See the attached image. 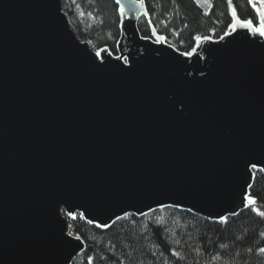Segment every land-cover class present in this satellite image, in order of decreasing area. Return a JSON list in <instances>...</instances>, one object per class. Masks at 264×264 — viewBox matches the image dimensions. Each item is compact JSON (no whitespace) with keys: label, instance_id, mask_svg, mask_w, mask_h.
<instances>
[{"label":"water","instance_id":"1","mask_svg":"<svg viewBox=\"0 0 264 264\" xmlns=\"http://www.w3.org/2000/svg\"><path fill=\"white\" fill-rule=\"evenodd\" d=\"M118 5L114 55L77 34L63 0H0V264H72L78 213L108 227L247 208L264 169V36L237 26L184 54L141 34L145 0Z\"/></svg>","mask_w":264,"mask_h":264},{"label":"trees","instance_id":"2","mask_svg":"<svg viewBox=\"0 0 264 264\" xmlns=\"http://www.w3.org/2000/svg\"><path fill=\"white\" fill-rule=\"evenodd\" d=\"M79 13L77 34L96 51L118 55L122 16L116 0H65ZM147 15L139 22L150 38L152 27L184 54L199 42L219 40L237 18L258 16L248 0H145ZM73 18L74 13L68 12ZM200 37V40H196ZM250 195L264 211V171L254 170ZM221 220H210L178 207H164L145 215L130 214L108 227L87 221L80 213L69 217L71 234L85 244L72 264H264V218L250 207ZM173 253H178L179 256Z\"/></svg>","mask_w":264,"mask_h":264},{"label":"snow or ice","instance_id":"3","mask_svg":"<svg viewBox=\"0 0 264 264\" xmlns=\"http://www.w3.org/2000/svg\"><path fill=\"white\" fill-rule=\"evenodd\" d=\"M261 3H264V0H260ZM117 3H119V0H117ZM141 3H143V0H141ZM229 6H231L232 4V0H228ZM248 3L252 6V8L255 9L256 15L258 16V25H254L253 24V20L252 19H247V20H241L239 18H237V13L235 8L232 9V16L234 19V23L231 24V27L233 28V30H235L237 28V26H239L240 28H244L247 29L253 33H259V35L264 36V10H261L260 8L256 7V3L254 2V0H248ZM196 40H200V37H196ZM97 55H99V53H97ZM126 60V58H125ZM253 167L255 168L256 165L253 164ZM261 171H264V169H261ZM244 202L245 205L247 207H250L253 211H256L257 214L264 218V211H259L255 206L257 204V200L252 198L250 194H245L244 196ZM232 215H236V213H232ZM222 223H226L228 218L222 216L220 218ZM261 254H264V247H261L259 249ZM174 255L179 256L178 253H173Z\"/></svg>","mask_w":264,"mask_h":264},{"label":"rangeland","instance_id":"4","mask_svg":"<svg viewBox=\"0 0 264 264\" xmlns=\"http://www.w3.org/2000/svg\"><path fill=\"white\" fill-rule=\"evenodd\" d=\"M63 4H64V7H65V10L67 11L68 10V12L70 11H72L73 13H74V17L73 18H71L70 16V19H71V22H72V24H73V22H75V20L77 21V19H79V13H78V11L76 10V9H74V8H72L71 6H70V4L69 3H67L65 0H63ZM167 43V42H166ZM168 44V43H167ZM168 45H171V44H168ZM171 46H173V47H175L174 45H171ZM176 48V47H175Z\"/></svg>","mask_w":264,"mask_h":264}]
</instances>
